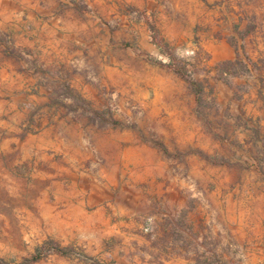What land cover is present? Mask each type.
I'll list each match as a JSON object with an SVG mask.
<instances>
[{
    "label": "rangeland",
    "instance_id": "1",
    "mask_svg": "<svg viewBox=\"0 0 264 264\" xmlns=\"http://www.w3.org/2000/svg\"><path fill=\"white\" fill-rule=\"evenodd\" d=\"M0 3V53L39 74L53 92L48 105L64 107L61 116L83 120L92 140L86 150L96 137L126 132L159 149L176 174L191 156L208 163L204 178H188L186 189L183 171L170 179L173 192L159 198L155 185L110 188L97 171L100 158L74 159L71 134L67 153L39 140L12 143L0 153V264H223L216 238L202 247L185 225L203 201L216 216L211 203L229 172L236 174L228 181L259 182L258 191L248 189L255 195L263 190L264 0H106L100 9L89 0ZM10 9L11 19H2ZM64 12L81 36L94 29L92 42L68 51L75 55L64 64L45 52V66L34 67L29 61L40 54L18 47L15 29L26 36L43 24L58 29ZM159 61L177 62L202 82L201 105ZM55 115L40 114L37 122L30 115L27 124L47 118L55 125Z\"/></svg>",
    "mask_w": 264,
    "mask_h": 264
},
{
    "label": "crops",
    "instance_id": "2",
    "mask_svg": "<svg viewBox=\"0 0 264 264\" xmlns=\"http://www.w3.org/2000/svg\"><path fill=\"white\" fill-rule=\"evenodd\" d=\"M44 1L55 3V0ZM89 1L97 8L103 2L106 3V0ZM31 6L37 8L39 4ZM1 8H3L2 5ZM106 9H109L107 5ZM28 12L31 14L32 10ZM4 17L6 18L2 19H11V9ZM69 17V12L59 16L62 24L57 26L58 29L49 23L43 24L42 29H27L31 33L28 36L25 35L24 29H15L17 46L40 54L36 60L29 61L31 65L45 66L42 62L46 57L45 52L49 58L56 57L58 62L64 64L75 55L74 52L68 51L79 49L78 46L83 43H86L85 47L89 46L92 42L90 38L94 37V29L91 31V36L89 31L81 36L80 29H72ZM46 61L50 62V60ZM24 64L16 61L15 58H6L0 53V153L7 152L4 148L11 146L12 143L24 145L35 140L40 141L41 147L47 149L55 144L57 151L60 149L62 153H67L69 149L65 150L64 146L68 147L65 143H68L69 138L66 136L71 134L72 138L69 141L73 147L71 152L74 159L85 160L93 156L100 158L103 165L97 171L100 176L111 179L108 184L110 188L141 191L149 185H155L158 188V196L161 198L165 197L164 192H173V181L170 184V179L179 177L183 171L187 178L181 181L183 183L181 186H185L186 189L192 186V181H188V178H204L203 166L205 164L208 167L205 160L200 161L198 158L194 160L195 157L191 156L182 164L183 169L180 170V175L176 174L174 169H170L169 160L162 156L159 149L140 138L129 140L126 132L123 138L115 137V135L108 139L96 137L93 140V148L86 150L85 147L89 146L88 141L92 142V140L85 138L83 120H79L78 117L65 119L61 116L64 107L49 106L47 101L53 95L52 90L40 85L39 74L23 70L22 68L27 66ZM45 64L48 65V63ZM51 109L54 112H51ZM71 110L79 112L80 108L74 107ZM43 113H55V125H52L53 123H50L47 118L42 119L39 126L27 124L30 115L32 119L36 118L37 122L38 116ZM54 130L55 142L52 139ZM21 132L26 134V142L21 141ZM195 162H201L200 170L199 164ZM261 173L259 179L264 184V172ZM235 174V171L226 174L218 186V201L211 203L214 207L212 211L216 216L211 217L208 202L203 201L197 208L189 211V219H186L185 225L186 233L202 247L211 243V237L216 238L217 250L223 264H264V185L262 192L255 195L256 193L248 189L252 186L253 191H258L254 188L259 185V182L245 181L242 185L233 180L228 181L229 178L235 177ZM167 182L169 183L166 186Z\"/></svg>",
    "mask_w": 264,
    "mask_h": 264
},
{
    "label": "trees",
    "instance_id": "3",
    "mask_svg": "<svg viewBox=\"0 0 264 264\" xmlns=\"http://www.w3.org/2000/svg\"><path fill=\"white\" fill-rule=\"evenodd\" d=\"M247 64L245 65L246 68L249 69V67L251 66V59L247 57ZM241 61V58H237V61ZM243 62V61H242ZM236 63L235 61H226L225 63H223V65H234ZM158 64H160L161 66L167 67L169 69H171L172 71H174L176 74H178L181 78H183L185 80V82H187V84L189 85L190 89L192 90V92L195 95V99L198 105H201L202 103V94L204 91V86L202 84V82H200L199 80L195 79L194 77H192L191 75L188 74L187 69L177 63V62H171L169 64L163 63L162 61H159ZM50 250H53L54 252L57 253H64V249L59 248L58 246H51ZM38 258V257H36ZM1 262V259H0Z\"/></svg>",
    "mask_w": 264,
    "mask_h": 264
}]
</instances>
